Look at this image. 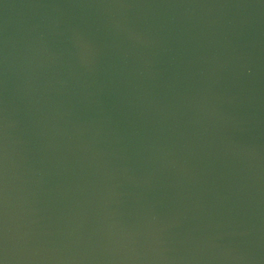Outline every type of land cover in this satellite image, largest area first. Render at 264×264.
I'll return each mask as SVG.
<instances>
[{"label": "water", "instance_id": "95a60500", "mask_svg": "<svg viewBox=\"0 0 264 264\" xmlns=\"http://www.w3.org/2000/svg\"><path fill=\"white\" fill-rule=\"evenodd\" d=\"M0 264H264V0H0Z\"/></svg>", "mask_w": 264, "mask_h": 264}]
</instances>
